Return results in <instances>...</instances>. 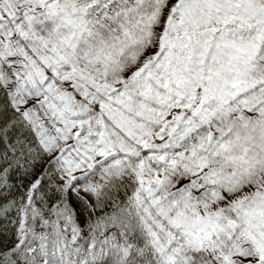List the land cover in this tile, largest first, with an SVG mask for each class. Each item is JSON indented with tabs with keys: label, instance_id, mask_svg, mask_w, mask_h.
<instances>
[{
	"label": "snow or ice",
	"instance_id": "obj_1",
	"mask_svg": "<svg viewBox=\"0 0 264 264\" xmlns=\"http://www.w3.org/2000/svg\"><path fill=\"white\" fill-rule=\"evenodd\" d=\"M0 264H264V0H0Z\"/></svg>",
	"mask_w": 264,
	"mask_h": 264
}]
</instances>
